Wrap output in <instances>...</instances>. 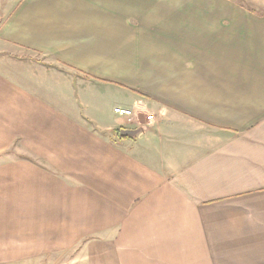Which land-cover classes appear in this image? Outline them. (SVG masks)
Listing matches in <instances>:
<instances>
[{"label": "crops", "instance_id": "1", "mask_svg": "<svg viewBox=\"0 0 264 264\" xmlns=\"http://www.w3.org/2000/svg\"><path fill=\"white\" fill-rule=\"evenodd\" d=\"M7 7L0 264H264V12L235 0Z\"/></svg>", "mask_w": 264, "mask_h": 264}, {"label": "rangeland", "instance_id": "2", "mask_svg": "<svg viewBox=\"0 0 264 264\" xmlns=\"http://www.w3.org/2000/svg\"><path fill=\"white\" fill-rule=\"evenodd\" d=\"M8 1L9 0H0V17L4 14V12H6L7 8V4H8ZM237 1L238 3H243V4H246L248 6H255L257 7V9L259 11H263L264 12V0H235ZM81 88L80 86H78L77 90H76V97H77V100H80V95H81ZM52 261H55V262H61L62 261V257L61 259L58 261L57 260V257L53 258V260H49L48 262H52Z\"/></svg>", "mask_w": 264, "mask_h": 264}, {"label": "built area", "instance_id": "3", "mask_svg": "<svg viewBox=\"0 0 264 264\" xmlns=\"http://www.w3.org/2000/svg\"><path fill=\"white\" fill-rule=\"evenodd\" d=\"M114 114L118 117H123L127 119H131L133 116H135L134 112L131 109H126L122 107H116L113 110ZM154 120V116L152 114L145 116V122L150 123Z\"/></svg>", "mask_w": 264, "mask_h": 264}, {"label": "water", "instance_id": "4", "mask_svg": "<svg viewBox=\"0 0 264 264\" xmlns=\"http://www.w3.org/2000/svg\"><path fill=\"white\" fill-rule=\"evenodd\" d=\"M137 132V130H121L119 132L120 136H131L133 134H135Z\"/></svg>", "mask_w": 264, "mask_h": 264}]
</instances>
